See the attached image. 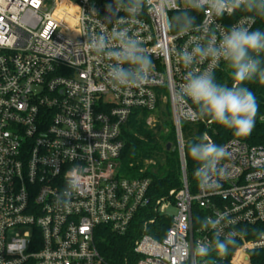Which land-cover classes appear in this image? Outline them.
I'll use <instances>...</instances> for the list:
<instances>
[{"label": "built area", "instance_id": "1", "mask_svg": "<svg viewBox=\"0 0 264 264\" xmlns=\"http://www.w3.org/2000/svg\"><path fill=\"white\" fill-rule=\"evenodd\" d=\"M109 2L0 0V264H106L97 246L102 227L135 236L137 264H178V245L190 252L213 238L197 218L226 210L231 223L224 232L246 234L226 255L209 257V264H251L252 253L264 250V230H258L264 226V146L226 141L220 187H195L184 170L182 124L205 120L176 99L185 69L175 51L191 47L202 33L222 32L239 14H202L200 27L185 35L169 27L171 12H145L127 27L143 41L155 70L143 87L116 91L106 80L105 61L76 52L84 34L111 28ZM165 94L182 186L154 200L149 179L122 175L120 157L129 119L135 111L156 112ZM210 124L204 133L214 142ZM73 166H79L82 187L65 206L57 195ZM184 264H200V258L189 255Z\"/></svg>", "mask_w": 264, "mask_h": 264}, {"label": "clouds", "instance_id": "2", "mask_svg": "<svg viewBox=\"0 0 264 264\" xmlns=\"http://www.w3.org/2000/svg\"><path fill=\"white\" fill-rule=\"evenodd\" d=\"M170 2L110 0L105 10L111 28L105 25L94 34H84L87 39L77 46L76 52L105 61L106 80L113 90L138 89L148 83L155 65L143 41L127 24L139 22V17L150 9L153 15L160 9L165 14L172 13L169 27L174 33L188 35L200 27L194 13L216 18L239 14L237 22L226 26L222 32L202 33L191 47L175 51L177 63L185 69L176 99L187 106L196 119L220 125L237 138L249 136L255 127L259 105L255 93L247 85H264V27H253L257 20L264 21V0H183V6L177 0L175 8L169 6ZM221 65L227 71L230 84L220 82L216 75L215 70ZM186 148L188 157L196 165L193 177L197 184L204 189L220 187L216 178L226 175V170L220 166L227 156L224 147L203 133L189 141ZM64 181L57 202L67 206L82 187L79 166L66 170ZM197 222L202 231H212L213 238L198 242L190 252L178 245V264H184L189 255L200 258V264H209V257L226 255L235 246L237 237L246 234L243 229L224 232L231 223L227 210L197 218Z\"/></svg>", "mask_w": 264, "mask_h": 264}, {"label": "trees", "instance_id": "3", "mask_svg": "<svg viewBox=\"0 0 264 264\" xmlns=\"http://www.w3.org/2000/svg\"><path fill=\"white\" fill-rule=\"evenodd\" d=\"M194 14L197 15L198 22L202 14ZM253 27H264V21L257 20ZM216 75L220 82L231 83L223 66L216 71ZM247 86L255 93L259 105L252 133L245 138H237L230 130L210 124L208 133L215 144L223 145L226 141L237 138L250 145L264 146V85L250 83ZM169 106L170 103L163 108L162 101L158 103V110L161 111L154 127L148 126L146 120L139 118L148 112L135 111L123 129L125 145L120 157V171L128 178L149 179L150 192L154 200L167 196L171 190L182 186L183 168L177 149L176 131L173 120L165 118ZM206 122L205 120L182 124L187 178L195 187L197 182L193 177V171L196 165L188 157L186 145L206 131ZM168 144L172 146L170 149L167 148ZM173 147H176V150H173ZM165 227H168V224H165ZM258 230H264V226H259ZM134 243L135 236L132 234L119 236L105 227L100 228L97 234L98 250L106 264H137L139 257L134 252ZM251 264H264V250L252 253Z\"/></svg>", "mask_w": 264, "mask_h": 264}, {"label": "rangeland", "instance_id": "4", "mask_svg": "<svg viewBox=\"0 0 264 264\" xmlns=\"http://www.w3.org/2000/svg\"><path fill=\"white\" fill-rule=\"evenodd\" d=\"M162 104H163V108H165V105L166 104L167 105L169 104V98H168V95L167 94H165V96L163 98V101H162ZM166 108H167V106H166ZM160 111L161 110L159 109L156 112L151 113V114L140 115L139 118L140 119L142 118V119L146 120V124L148 126L154 127L156 125L157 121H158V116L160 114ZM165 118H166V120L167 119L168 120L170 119L172 121V108H171V105L167 109V112L165 114ZM167 211L170 214H175L176 213V208L174 206H169L167 208Z\"/></svg>", "mask_w": 264, "mask_h": 264}, {"label": "water", "instance_id": "5", "mask_svg": "<svg viewBox=\"0 0 264 264\" xmlns=\"http://www.w3.org/2000/svg\"><path fill=\"white\" fill-rule=\"evenodd\" d=\"M171 147H172V146H171L170 144H168L167 148L170 149ZM173 150H176V147H173ZM184 170H186L185 167H184ZM185 172H186V171H185Z\"/></svg>", "mask_w": 264, "mask_h": 264}]
</instances>
